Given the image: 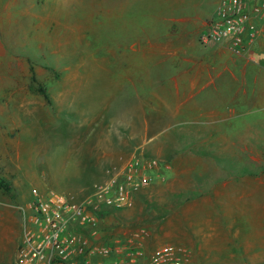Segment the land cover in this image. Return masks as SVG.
I'll use <instances>...</instances> for the list:
<instances>
[{"label": "rangeland", "instance_id": "374dc122", "mask_svg": "<svg viewBox=\"0 0 264 264\" xmlns=\"http://www.w3.org/2000/svg\"><path fill=\"white\" fill-rule=\"evenodd\" d=\"M216 2L0 0V87L41 94L42 99L36 111L27 105L20 119L25 140L17 158L21 166L10 167V174L20 180L11 191L19 204L27 206L33 200V189H53L77 199L90 193L96 177L85 175L87 155L93 153H85L84 141L94 143L108 129L119 130L118 118L128 114L124 109L127 100L135 98L133 92L139 108L149 103V68L160 72L156 62H169L171 102L180 98L183 80L177 77L184 67L192 73L208 67L223 77L243 70L237 61H213L209 49L199 52V31L214 14ZM184 58L189 62L186 65ZM202 58L211 64H201ZM217 81L222 85L226 80ZM238 82L234 80L235 103L244 99L252 108L258 99L253 90L256 81L251 78L246 91ZM52 97L73 102L56 110L49 101ZM138 112L140 124V115L146 112ZM111 123L116 128H108ZM248 123L243 130L230 128L235 135L234 143L228 144L212 143L215 135L207 138L212 133L208 127L197 129L201 143L196 147L205 159L193 164L184 184L177 180L176 186L188 191H164L163 196L176 198L180 204L202 195L207 199L201 206L181 208H164L153 201L160 215L173 223L169 234L149 235V253L169 246L186 264H264V125L258 126L256 118ZM139 126L138 139L145 136ZM185 129H170L176 150L184 145L178 134ZM0 181L8 183L9 178L0 174ZM222 193L227 198L223 206ZM103 239L109 242L113 235H103Z\"/></svg>", "mask_w": 264, "mask_h": 264}, {"label": "crops", "instance_id": "0c3cea01", "mask_svg": "<svg viewBox=\"0 0 264 264\" xmlns=\"http://www.w3.org/2000/svg\"><path fill=\"white\" fill-rule=\"evenodd\" d=\"M214 14L202 24L199 32L206 27ZM193 45L197 47L195 43ZM199 45L201 48L199 52L207 53L203 49H209V52H212L213 61L223 63L237 61L243 65V70L237 74L232 71L229 74L225 73L223 77L221 72L208 71V67L206 70L202 66L203 69L200 72L193 73L184 67L177 77V79L183 80V87L178 93L180 98L177 102H171L168 98L171 79L169 62H156L160 65V72L153 73L149 68V103H146L144 108H139L137 93L133 92L135 98L133 101L132 99L127 100L129 102L124 109L128 114L124 118L122 116L118 118L116 127L119 130L113 129L116 127L111 123L108 128H112L113 131L108 129L94 143L90 141L83 143L85 153H93L90 157L87 155L85 164V175L96 177L93 182L105 180L107 167L122 164L136 152L145 158H157L159 165L154 171L156 178L152 184L138 193L134 206L126 211L105 214L102 221L99 222L102 236L113 235L112 240L120 247L141 248L145 253L144 262L149 260L150 255L153 254L149 253V235L169 234L173 223L166 221L160 215L158 207L153 201H157L164 208H181L187 205L190 207L201 206L207 199L202 195L180 204L176 198L167 200V197L163 196L164 191L166 193L179 192L182 189L188 191L185 186H181V188L179 185L176 186L177 180L181 181V185L184 184V178H189L190 172L194 170L193 164L205 159L204 156L198 154L199 150L196 147L201 143L200 140L198 143L200 133L197 129L208 127L212 129V133L210 132L207 138L210 139L212 135H215L213 136L215 141L211 138L212 143L228 144L234 143L232 138L235 134L230 131V128L236 126L243 130L250 126L248 122L251 118H256L258 126L263 127L264 125V39H260L251 51L241 54L232 53L225 43H199ZM184 48H188V46L186 45ZM200 60L201 64L207 66L211 64L206 58ZM187 63L189 62H186V58H184L183 64ZM219 78L226 80L225 83L219 85L217 81ZM251 78L256 81L253 90H256L258 96L257 104L252 108L249 107V104H245L244 99L238 100L237 103L233 99L234 80L240 81L237 86L246 91L250 88L248 81ZM164 81L166 82L164 83ZM129 96H132V92L129 93ZM49 101L56 107V110L58 106L61 107L60 109H64V106L69 107L73 102L54 97ZM114 102L112 99L108 100L111 106L115 105ZM27 105L32 106L28 109L31 112L36 111L37 107L39 109L42 105L41 94L36 96L25 90L0 87V174L9 178L8 183H5L7 189L0 188V264L15 262L17 246L29 211L30 202L27 206L19 204V198L11 192L18 186L20 180L13 177L14 173L10 174L11 166L15 169L21 166L17 158L25 140L21 137L24 129L22 130L20 119L21 115L24 117ZM138 111L146 112L144 115H140L142 118L140 124L137 123ZM255 111L257 114L250 117V114ZM157 112L161 114H157ZM237 119L241 122L235 123ZM138 126L145 130V136L140 139H138L136 130ZM159 127L161 130L154 133L153 129ZM175 127L186 128L183 132L179 131L178 134L184 144L180 150H176L175 144L170 140V132H172L170 129ZM121 129H124L123 132ZM112 134H117L114 135L117 138H113ZM189 165L191 166L189 167ZM219 201L222 206L227 202L223 193L220 195ZM101 226L103 230H101Z\"/></svg>", "mask_w": 264, "mask_h": 264}, {"label": "built area", "instance_id": "2783aa9c", "mask_svg": "<svg viewBox=\"0 0 264 264\" xmlns=\"http://www.w3.org/2000/svg\"><path fill=\"white\" fill-rule=\"evenodd\" d=\"M264 39V0H219L215 17L199 34L202 44L225 43L234 54L251 51ZM159 162L131 155L106 168L82 199L53 189H33L14 264H186L169 246L144 262L141 248L107 242L99 222L105 214L131 209L138 193L152 184ZM117 259V260H116Z\"/></svg>", "mask_w": 264, "mask_h": 264}, {"label": "trees", "instance_id": "16d2710c", "mask_svg": "<svg viewBox=\"0 0 264 264\" xmlns=\"http://www.w3.org/2000/svg\"><path fill=\"white\" fill-rule=\"evenodd\" d=\"M33 71V70H32ZM32 78L35 79V76H34V72H32ZM43 90V89H42ZM43 95L45 96V98L47 97V95L44 93V91H42ZM0 188H3V189H7V185L5 183H2V181H0Z\"/></svg>", "mask_w": 264, "mask_h": 264}]
</instances>
